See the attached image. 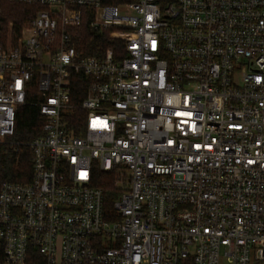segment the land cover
Instances as JSON below:
<instances>
[{"label": "built area", "instance_id": "2783aa9c", "mask_svg": "<svg viewBox=\"0 0 264 264\" xmlns=\"http://www.w3.org/2000/svg\"><path fill=\"white\" fill-rule=\"evenodd\" d=\"M7 1L28 10L0 4V146L31 178L0 183V264H264V0ZM86 15L122 56L77 49Z\"/></svg>", "mask_w": 264, "mask_h": 264}, {"label": "trees", "instance_id": "16d2710c", "mask_svg": "<svg viewBox=\"0 0 264 264\" xmlns=\"http://www.w3.org/2000/svg\"><path fill=\"white\" fill-rule=\"evenodd\" d=\"M134 0H103L104 3L118 4ZM3 14L7 20L19 19L20 22L26 17V6L9 3L0 0ZM90 15L83 17L80 26L74 28L71 33L73 41L79 51L87 56H103L113 53L122 56L124 51L125 37L122 29L114 27L95 34L89 30ZM41 117L35 106L25 105L21 107L16 118L15 133L11 139L15 142L26 143L39 135ZM31 178V151L25 144H21L18 152L14 153L4 145L0 146V183L3 181L26 182ZM92 184L100 187L103 191L105 209L110 211L115 198L119 194L113 173H103L97 168L92 170ZM180 264H191L189 259Z\"/></svg>", "mask_w": 264, "mask_h": 264}, {"label": "rangeland", "instance_id": "374dc122", "mask_svg": "<svg viewBox=\"0 0 264 264\" xmlns=\"http://www.w3.org/2000/svg\"><path fill=\"white\" fill-rule=\"evenodd\" d=\"M5 18H6V15H5ZM8 21H12V22H14L16 25H18V24H20L21 22H20V20L19 19H16V20H7L6 19V22H8ZM115 178V177H114Z\"/></svg>", "mask_w": 264, "mask_h": 264}, {"label": "snow or ice", "instance_id": "6c2138e0", "mask_svg": "<svg viewBox=\"0 0 264 264\" xmlns=\"http://www.w3.org/2000/svg\"><path fill=\"white\" fill-rule=\"evenodd\" d=\"M82 175H83V173H82Z\"/></svg>", "mask_w": 264, "mask_h": 264}]
</instances>
